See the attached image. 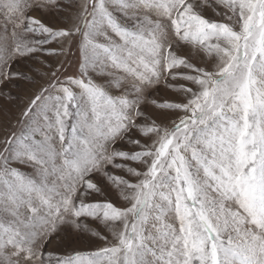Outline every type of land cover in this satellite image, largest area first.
Here are the masks:
<instances>
[{"label": "snow or ice", "instance_id": "1", "mask_svg": "<svg viewBox=\"0 0 264 264\" xmlns=\"http://www.w3.org/2000/svg\"><path fill=\"white\" fill-rule=\"evenodd\" d=\"M0 264H264V0H0Z\"/></svg>", "mask_w": 264, "mask_h": 264}, {"label": "rangeland", "instance_id": "2", "mask_svg": "<svg viewBox=\"0 0 264 264\" xmlns=\"http://www.w3.org/2000/svg\"><path fill=\"white\" fill-rule=\"evenodd\" d=\"M107 234V233H106ZM109 238H111L109 236ZM103 242L95 239H82V240H72L71 242H66L60 245L58 250L62 253L70 252L72 250L77 251H91L98 247H103Z\"/></svg>", "mask_w": 264, "mask_h": 264}]
</instances>
